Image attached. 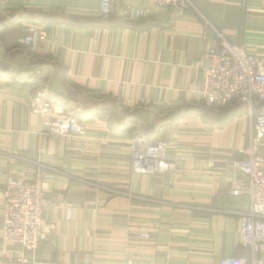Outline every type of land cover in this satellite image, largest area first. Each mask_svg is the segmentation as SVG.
<instances>
[{
    "label": "crops",
    "instance_id": "crops-1",
    "mask_svg": "<svg viewBox=\"0 0 264 264\" xmlns=\"http://www.w3.org/2000/svg\"><path fill=\"white\" fill-rule=\"evenodd\" d=\"M99 1L0 0V264H21L24 255L2 238L8 176L40 177L49 201L44 238L31 255L38 261L250 257L241 232L249 197L232 194L242 181L235 163L252 136L249 108L211 109L193 87L218 35L264 64V0H190L188 10L112 0L107 19ZM30 29L46 40L22 45ZM36 86L76 114L82 138L43 134L44 117L28 106ZM138 136L175 141L168 171H131ZM258 257L264 264V244Z\"/></svg>",
    "mask_w": 264,
    "mask_h": 264
},
{
    "label": "built area",
    "instance_id": "built-area-1",
    "mask_svg": "<svg viewBox=\"0 0 264 264\" xmlns=\"http://www.w3.org/2000/svg\"><path fill=\"white\" fill-rule=\"evenodd\" d=\"M161 8L188 10L193 8L190 0H153ZM112 0H100L98 13L102 19L111 14ZM141 14L136 13V17ZM218 43L206 54L209 61L200 83L193 87L198 99L205 106L223 110L236 102L249 108L252 122L250 145L242 153L244 159L235 163L242 181L232 189V194H246L249 209L242 214V244L251 249L250 257L226 256L217 264H262L258 255L264 244V64L249 54L243 45L229 43L218 35ZM45 32L30 29L20 40L26 47H33L37 41H45ZM31 95L29 110L43 116V134L53 137H79L84 135L83 127L76 114L64 111L63 102L50 97L44 87ZM53 114L56 117L48 118ZM175 148V141L138 136L132 141L131 171L151 175L169 170L168 155ZM3 229L2 238L10 245H18L24 251L21 264H55L34 259L31 255L44 238L43 213L49 204L41 179L30 180L8 176L2 190ZM70 210H67V218ZM137 237L148 239L147 233H136Z\"/></svg>",
    "mask_w": 264,
    "mask_h": 264
},
{
    "label": "rangeland",
    "instance_id": "rangeland-1",
    "mask_svg": "<svg viewBox=\"0 0 264 264\" xmlns=\"http://www.w3.org/2000/svg\"><path fill=\"white\" fill-rule=\"evenodd\" d=\"M169 167H170V165H169ZM168 171V170H167Z\"/></svg>",
    "mask_w": 264,
    "mask_h": 264
}]
</instances>
